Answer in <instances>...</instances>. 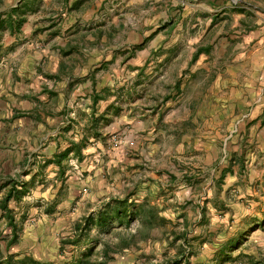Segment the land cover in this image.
I'll list each match as a JSON object with an SVG mask.
<instances>
[{"label":"crops","instance_id":"1","mask_svg":"<svg viewBox=\"0 0 264 264\" xmlns=\"http://www.w3.org/2000/svg\"><path fill=\"white\" fill-rule=\"evenodd\" d=\"M111 1H92L79 18L74 9L82 0H0V184L11 177L28 186L7 204L15 219L25 215L20 240L7 250L10 228L0 217V260L12 253L52 261L44 238L62 227L52 218L73 202L79 220L109 197L126 194L128 182L119 173H145L131 155L169 159L191 146L194 122L234 121L229 141L237 144L229 150L238 170L252 165L253 136L264 146V0H172L162 14L122 22L131 29L121 35L111 12L97 17L99 5ZM16 6L27 9L18 30L10 15ZM113 136L118 144L108 153L103 146ZM80 142V160L69 152L60 178L54 154ZM169 167L165 182L174 176L175 164ZM227 168L220 184L225 172L237 175L230 165L220 172ZM69 169L88 178L74 177L80 190L68 185L45 213L44 201L56 199ZM100 171L110 181H96ZM87 183L98 190L85 198ZM226 247L223 242L217 250L222 264L230 258Z\"/></svg>","mask_w":264,"mask_h":264},{"label":"rangeland","instance_id":"2","mask_svg":"<svg viewBox=\"0 0 264 264\" xmlns=\"http://www.w3.org/2000/svg\"><path fill=\"white\" fill-rule=\"evenodd\" d=\"M92 1L94 0H82V7L74 9L79 18L87 14ZM105 2L99 5L97 17H105V12L107 14L111 12L110 17L116 24L114 31L117 29L118 35L126 34L131 29V25L124 27L121 25L122 22L134 23L140 17L148 19L153 14H162L166 3L167 5L174 3L172 0H112L111 5ZM142 11L145 17L141 15ZM226 51L227 56L231 51L229 48ZM208 109L213 110L211 103ZM226 113H230V110ZM233 122L227 120L194 122L192 134L195 137L191 139L190 147H183V151L170 153L169 159L159 153L151 155L141 153V155L137 154L140 156L138 158L130 154L132 158L139 159L145 173H140L138 176L137 170H133L124 176L119 173L117 177L128 182L124 192L134 193L136 197L146 195L148 202L159 207L164 206L161 214L168 219V222L164 224L166 228L175 231L184 229L187 238L195 239L193 244L197 252L189 257L188 264H222L218 262L221 258L217 250L223 242L227 246L226 253L230 256L224 264H264V146H258L259 141H255V136H253L252 165L249 166L247 161L239 171L237 160L233 162L234 158L229 150L237 144L234 139L229 141L230 135L234 132L232 131ZM244 149L247 151L246 147ZM103 150L108 153L114 152L108 143L104 144ZM133 152L136 154V151L133 150ZM94 155L101 156L98 152ZM169 162L175 164L173 169L175 179L171 183L165 182L164 179L167 176L163 174L166 173V169H170ZM228 165L237 172V175L225 172L221 184H218L216 181L221 173L220 169ZM156 169L159 171L156 172ZM101 172L94 176L96 181L100 179L110 181L108 175H103ZM76 176L83 181L88 178L85 172L79 174L76 169H69L66 172L67 181L63 183L61 193L68 189V185L71 190L73 186H76L75 192L77 189L80 190L75 183L78 181L74 178ZM95 184L83 185L84 192H86L85 198L98 190ZM54 190V187H50L48 193L51 194ZM44 202L51 204L52 199ZM79 211L72 202L64 213L55 216L57 220L55 217L52 218V224L56 221L59 227L62 226L57 234L48 233V237L44 238V242L52 250L51 255L54 256L52 257L54 261L74 259L80 256L86 248L93 250L91 260L95 261L100 257L101 242L93 241V237L97 236L96 229H91L89 235L84 237L80 243L65 244L62 249L58 250L60 239L71 235L70 223L74 218H79L76 217ZM223 225L226 228H221ZM137 227V221L132 220L127 227H121L115 232L126 234L135 231ZM222 229H225L224 232L221 231ZM96 238L105 239L111 243L118 240L117 235L107 237L102 234ZM229 242L232 244L230 247ZM180 245V240L173 243L169 239L165 241L162 231L154 229L150 232V238L137 240L131 249L115 254L109 264H164L178 257L181 253ZM235 246L238 248L236 249Z\"/></svg>","mask_w":264,"mask_h":264},{"label":"trees","instance_id":"3","mask_svg":"<svg viewBox=\"0 0 264 264\" xmlns=\"http://www.w3.org/2000/svg\"><path fill=\"white\" fill-rule=\"evenodd\" d=\"M26 10L27 9L21 8V6H16V8L11 9L10 15L15 14L17 18L15 24L16 30H18ZM95 97L98 98V96ZM80 146H83V142L76 143L72 146L70 145L61 152L54 154L51 161L58 166V176L60 178L64 179L63 176L68 166L66 162L62 163V161L68 158L69 152L72 151L73 156H75L77 160H80ZM224 171H230V169L227 168L222 171L216 181L218 184L220 183V178ZM174 179V176L169 175L167 181L171 183ZM62 187L63 182H61L56 192V199L48 205L45 213H49L51 211L50 207L60 200ZM1 188H4L5 191L0 199V209L4 211V214H1L0 217L5 219L6 225L10 228L9 237L6 239L5 243V249L7 250V248L20 240V231L25 220L24 214L19 215V217L15 219L12 210L7 207V204L10 200L19 201L28 191V186L21 181L8 177L0 184V189ZM133 194L134 193L129 192L123 196H113L102 201L94 211L87 213L79 220L75 219L73 222L72 234L60 239L58 250L62 249L65 244L76 245L80 243L84 237L89 235L91 229H96L97 236L102 234L107 237L117 235L118 240L114 243L101 238L100 240L96 238V235L93 237V241L101 242L100 257H98L97 260L94 261L90 259L93 250L91 248H86L80 256L74 259H63L61 261H42L26 254L18 256V254L8 253L0 260V264H109V262L114 259L113 256L115 254L131 249L137 240L141 241L150 238V232L154 229H160L162 231L165 241L166 239H169L172 243L177 240L181 241V253L178 254V257L164 262V264H188L189 257L195 255L197 252L195 244H193L195 239L187 238L184 229L175 231L165 227L164 224L168 222V219L161 214L164 206L159 207L154 203L148 202V198L145 197L146 195L141 197L137 195L136 197V194ZM32 216L36 217V215ZM132 220H136L138 223V227L135 231L126 234L115 232L119 231L118 229L121 227H127ZM182 247L185 249H182Z\"/></svg>","mask_w":264,"mask_h":264},{"label":"built area","instance_id":"4","mask_svg":"<svg viewBox=\"0 0 264 264\" xmlns=\"http://www.w3.org/2000/svg\"><path fill=\"white\" fill-rule=\"evenodd\" d=\"M108 144L110 147H115L118 144V139L117 137L113 136L112 138L109 139Z\"/></svg>","mask_w":264,"mask_h":264}]
</instances>
